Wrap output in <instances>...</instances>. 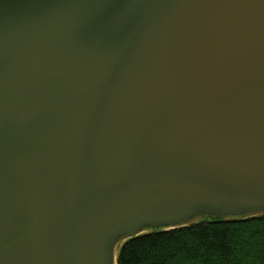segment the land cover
<instances>
[{"label": "water", "instance_id": "water-1", "mask_svg": "<svg viewBox=\"0 0 264 264\" xmlns=\"http://www.w3.org/2000/svg\"><path fill=\"white\" fill-rule=\"evenodd\" d=\"M199 206H264V0H0V264Z\"/></svg>", "mask_w": 264, "mask_h": 264}, {"label": "trees", "instance_id": "trees-1", "mask_svg": "<svg viewBox=\"0 0 264 264\" xmlns=\"http://www.w3.org/2000/svg\"><path fill=\"white\" fill-rule=\"evenodd\" d=\"M117 264H264V214L132 235L122 243Z\"/></svg>", "mask_w": 264, "mask_h": 264}, {"label": "rangeland", "instance_id": "rangeland-1", "mask_svg": "<svg viewBox=\"0 0 264 264\" xmlns=\"http://www.w3.org/2000/svg\"><path fill=\"white\" fill-rule=\"evenodd\" d=\"M264 214V206L253 209H223V208H206L204 206H199L195 210L189 212L188 214L173 220L177 225L187 224L198 220H208V219H232V218H246L254 215ZM171 222V223H172ZM171 223H162L161 221H151L145 222L142 227L134 230H122L116 234L112 242V254L114 259L111 264L117 263V255L122 243L130 236L139 234L145 231H151L157 229L161 226H175Z\"/></svg>", "mask_w": 264, "mask_h": 264}]
</instances>
